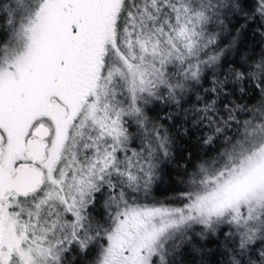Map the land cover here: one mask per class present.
Segmentation results:
<instances>
[{"label":"snow or ice","instance_id":"6c2138e0","mask_svg":"<svg viewBox=\"0 0 264 264\" xmlns=\"http://www.w3.org/2000/svg\"><path fill=\"white\" fill-rule=\"evenodd\" d=\"M0 264H264V0H0Z\"/></svg>","mask_w":264,"mask_h":264}]
</instances>
